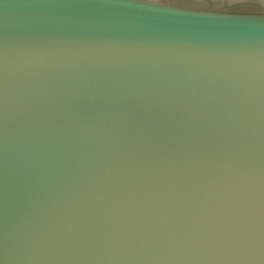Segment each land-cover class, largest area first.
Instances as JSON below:
<instances>
[{
  "label": "snow or ice",
  "instance_id": "6c2138e0",
  "mask_svg": "<svg viewBox=\"0 0 264 264\" xmlns=\"http://www.w3.org/2000/svg\"><path fill=\"white\" fill-rule=\"evenodd\" d=\"M153 3H165L171 7H184V6H204L211 8L213 5H219L221 8L232 6L229 0H152ZM201 10H207L201 8Z\"/></svg>",
  "mask_w": 264,
  "mask_h": 264
}]
</instances>
